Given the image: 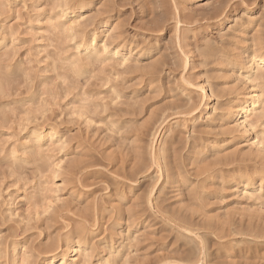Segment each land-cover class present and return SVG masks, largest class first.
<instances>
[{
	"label": "rangeland",
	"instance_id": "obj_1",
	"mask_svg": "<svg viewBox=\"0 0 264 264\" xmlns=\"http://www.w3.org/2000/svg\"><path fill=\"white\" fill-rule=\"evenodd\" d=\"M61 1L0 0V264H264V0Z\"/></svg>",
	"mask_w": 264,
	"mask_h": 264
},
{
	"label": "bare ground",
	"instance_id": "obj_2",
	"mask_svg": "<svg viewBox=\"0 0 264 264\" xmlns=\"http://www.w3.org/2000/svg\"><path fill=\"white\" fill-rule=\"evenodd\" d=\"M65 2H66V5L65 6H67V1L66 0H64ZM69 1H73V0H68V2ZM184 1V0H183ZM199 2H210V1H217V0H198ZM234 1V0H233ZM255 1H257V0H255ZM60 2H61V4H62V1L60 0ZM70 2V3H71ZM250 2V1H249ZM57 3V2H56ZM59 3V2H58ZM70 3H69V5H70ZM214 3V2H213ZM216 3V2H215ZM214 3V4H215ZM230 3V2H229ZM65 4V3H64ZM248 4V3H247ZM58 5V4H57ZM183 5V4H182ZM206 5V4H205ZM245 5V4H244ZM71 6V5H70ZM218 6V5H217ZM5 7V6H4ZM49 7V6H48ZM54 7V6H53ZM203 7V6H202ZM208 7V6H207ZM3 8V7H2ZM47 8V7H46ZM58 8V7H57ZM62 8V7H61ZM60 8V9H61ZM76 8V7H75ZM5 10V9H4ZM42 10H44V9H42ZM46 10V9H45ZM53 10H54V8H53ZM56 11V10H55ZM67 11H69V9H68V7H67V9H66V7H65V9L64 10H62V14H64L65 13V15H66V12ZM71 11V10H70ZM69 11V12H70ZM250 11H254V10H251V8L250 7H248L247 8V13L248 14H250V13H253V12H250ZM60 12V11H59ZM222 13V12H221ZM243 14V13H242ZM245 14V13H244ZM254 14V13H253ZM2 15V14H1ZM221 15V14H220ZM46 16V15H45ZM59 17V16H58ZM33 18V17H32ZM44 18V17H43ZM46 20H47V18H45ZM56 19H57V17H56ZM62 19V18H61ZM61 19H60V21H61ZM226 19V18H225ZM231 19V18H230ZM50 20V19H49ZM55 20V19H54ZM58 21H59V18L57 19ZM57 20H56V22H57ZM64 21V20H63ZM247 21V20H246ZM40 22V21H39ZM42 22V21H41ZM46 22V21H45ZM56 22H55V25H56ZM59 23H61V22H59ZM66 23V22H65ZM70 24V22H67L66 24ZM178 23V22H177ZM242 23V22H241ZM2 24V23H1ZM57 24H58V22H57ZM66 24L64 25V24H62L61 26L63 27V25H64V27L66 26ZM48 25V24H47ZM240 25V24H239ZM39 26V25H38ZM58 26H60V24L59 25H57V27ZM47 27V26H46ZM45 27V28H46ZM63 27V28H64ZM66 27H68L67 29H65V30H67V31H69L70 33H71V35H74L75 36V34H76V32H75V29H76V26H74V25H67ZM56 28V27H55ZM54 28V29H55ZM114 28H115V26H114ZM6 29H8V28H6ZM121 29H123V28H121ZM56 30H58V29H56ZM62 30V29H61ZM61 30H59V32L61 31ZM82 30V29H81ZM81 30H79L78 29V33H80V31ZM84 30H85V28H84ZM113 30H115V29H113ZM38 31V30H37ZM67 31H66V35H67ZM113 32V31H112ZM62 33H64L65 34V31L64 32H62ZM116 33V32H115ZM84 34V33H83ZM120 34H122V33H120ZM52 35V34H51ZM80 36H78V37H81V35H82V33L81 34H79ZM118 35V34H117ZM124 35H125V33H124ZM15 36V35H14ZM56 36V35H55ZM70 36V35H69ZM97 36V35H96ZM51 37V36H50ZM72 37V36H71ZM83 37V36H82ZM85 37V36H84ZM83 37V38H84ZM92 37H94L92 40H90L88 43H84V42H82V41H80L81 43H83V44H80V46L78 47V50L77 51H79V50H81V48H82V51H84L85 53H87V54H90V57L92 56V55H95V57H96V59H98L97 57V55H100V54H102L101 56H105V55H107L108 56V54L110 53L109 51H108V45L110 44V40H109V44L108 45H103V48H102V50L101 51H99L98 49H100V48H98L97 49V40H96V38H95V36H92ZM70 38V37H69ZM86 38V37H85ZM3 39V38H2ZM74 39V38H73ZM123 39V38H122ZM4 40V39H3ZM53 40V39H52ZM84 40V39H83ZM88 40V39H87ZM108 40V39H107ZM112 40V39H111ZM116 40V39H115ZM115 40H113V41H115ZM120 39L118 38V41H119ZM148 40V39H147ZM55 41V40H54ZM117 41V42H118ZM121 41V40H120ZM262 41V40H261ZM2 42V41H1ZM80 42H78V43H80ZM105 42H106V40H105ZM148 42V41H147ZM67 43H69V42H67ZM122 43V42H121ZM62 44V43H61ZM58 45H59V43H58ZM79 45V44H78ZM77 45V46H78ZM209 45V44H208ZM64 46V45H63ZM76 46V47H77ZM116 46V45H115ZM123 46V45H122ZM150 46V45H149ZM212 46V45H211ZM67 47V46H66ZM148 47V46H147ZM2 48V47H1ZM63 48V47H62ZM61 48V49H62ZM70 48V47H69ZM110 48H111V46H110ZM124 48V47H123ZM213 48V47H212ZM217 48V47H216ZM257 48V47H256ZM262 48V47H261ZM131 49V48H130ZM6 50V49H5ZM59 50V49H58ZM120 50H121V46L120 47H118V48H116V51L114 52V51H112V52H114V53H112L113 54V57H111V58H115V57H117L119 54H120ZM216 50V49H215ZM56 51V50H55ZM62 51V50H61ZM64 51V50H63ZM76 51V52H77ZM122 51V50H121ZM144 51V50H143ZM203 51V50H202ZM205 51V50H204ZM4 52V51H3ZM60 52V51H59ZM101 52V53H100ZM212 52V51H211ZM258 52V51H257ZM58 53V52H57ZM65 53V52H64ZM82 53V52H81ZM100 53V54H99ZM214 53V52H213ZM217 53V52H216ZM59 54V53H58ZM63 54V53H62ZM257 54V53H256ZM80 55V54H79ZM83 55V54H82ZM61 56V55H60ZM76 56V55H75ZM81 56V55H80ZM101 56H100V58H101ZM255 56V55H254ZM92 57H94V56H92ZM94 57V58H95ZM106 57V56H105ZM215 57V56H214ZM251 57V56H250ZM110 58V59H111ZM118 58V57H117ZM120 58V57H119ZM123 58V57H122ZM61 59V58H60ZM88 59H90V58H88ZM92 59V58H91ZM106 59V58H105ZM109 59V58H108ZM126 59H128V58H126ZM75 60V59H74ZM116 60V59H115ZM119 60V59H118ZM55 61H56V59H55ZM62 61V60H61ZM77 61V60H76ZM85 61V60H84ZM90 61V60H89ZM102 61V60H101ZM112 61H113V59H112ZM120 61V60H119ZM128 61V60H127ZM210 61V60H209ZM52 62H54V61H52ZM57 62V61H56ZM72 62V61H71ZM75 62V61H74ZM73 62V63H74ZM78 62H79V60H78ZM94 62H96V61H94ZM110 62V61H109ZM114 62V61H113ZM123 62V61H122ZM121 62V63H122ZM64 63V62H63ZM103 63V62H102ZM107 63V62H106ZM111 63V62H110ZM110 63L109 64H107V66L108 65H110ZM120 63V64H121ZM128 63V62H127ZM250 64H253L254 65V67L252 66V65H249V66H252L253 68L251 69V72H249V76H248V78H247V81L248 82H252V83H256L257 82V84H256V86H254L253 88H252V90L247 94V95H243L244 96V100H242V102L239 104L238 103V106H237V115L239 116V126L244 130V131H248V129L249 128H254V126H255V123L256 122H258L260 119H259V116H260V114H259V116H258V109L261 107V105L262 104H264V97L262 96V94H263V89H261L260 88V84L262 83L261 82V80L262 79H264L263 78V76L262 77H260L262 74H263V72H264V55L263 56H261V57H259V55H258V57H253L252 58V60L249 62ZM55 64V63H54ZM54 64H53V67H54ZM72 64V63H71ZM95 64H97V62L95 63ZM112 64V63H111ZM114 64H116V63H114ZM113 64V65H114ZM60 65V64H59ZM69 65V64H68ZM79 65V64H78ZM77 65V66H78ZM90 65V64H89ZM93 65V64H92ZM208 65V64H207ZM58 66V65H57ZM56 66V67H57ZM61 66V65H60ZM94 66V65H93ZM106 66V67H107ZM111 66V65H110ZM186 66V65H185ZM63 67V66H62ZM71 67H72V65H71ZM75 67H76V64H75ZM79 67V66H78ZM105 67V68H106ZM109 67V66H108ZM107 67V68H108ZM114 67V66H113ZM116 67V66H115ZM114 67V68H115ZM119 67V66H118ZM67 69H68V66L66 67ZM55 69V67L53 68V70ZM76 69V68H75ZM93 69V68H92ZM111 69V68H110ZM61 71H63L62 69H60ZM59 70V71H60ZM106 70V69H105ZM59 71H57L58 72V74H60L61 73V71H60V73H59ZM109 71V70H108ZM111 71V70H110ZM260 71V72H259ZM10 72V71H9ZM27 72H28V70H27ZM64 72V71H63ZM69 72H70V69H69ZM68 72V74H70ZM71 72H72V70H71ZM77 72V71H76ZM112 72V71H111ZM115 72V71H114ZM262 72V74L261 75H259V73H261ZM66 73V72H65ZM93 73V72H92ZM119 73V72H118ZM127 73V72H126ZM63 74V73H62ZM67 74V73H66ZM11 75V74H10ZM29 75H30V73H29ZM108 75H109V73H108ZM113 75V74H112ZM259 75V76H258ZM59 76V75H58ZM70 76H72V75H70ZM160 76V75H159ZM60 77H62L61 75H60ZM64 77V76H63ZM90 77V76H89ZM112 77V76H111ZM119 77V76H118ZM31 78V77H30ZM57 78V77H56ZM69 78V77H68ZM72 78H74V77H72ZM76 79H77V77H75ZM74 78V79H75ZM79 78V77H78ZM59 79V78H58ZM61 79V78H60ZM59 79V80H60ZM63 79H66V78H63ZM73 79V80H74ZM3 80V79H2ZM72 80V79H71ZM78 80V79H77ZM61 81H63V80H61ZM67 80H64V83L66 82ZM79 81V80H78ZM209 81V80H208ZM70 82V81H69ZM75 82V81H74ZM77 82V81H76ZM108 82V81H107ZM264 82V81H263ZM24 83V82H23ZM160 83V82H159ZM184 83V82H183ZM73 84V83H72ZM75 84V83H74ZM110 84H112V83H110ZM187 84V83H186ZM185 84V85H186ZM209 84V83H208ZM212 85V84H211ZM254 85V84H253ZM72 86V85H71ZM75 87H76V85H74ZM118 86V85H117ZM215 86V85H214ZM59 87V86H58ZM261 87H262V85H261ZM61 88V87H60ZM63 88V87H62ZM65 88V87H64ZM67 89H69L68 87H66ZM72 88V87H71ZM78 88V87H77ZM163 88V87H162ZM30 89V88H29ZM110 89V88H109ZM177 89V88H176ZM212 89H214V88H212ZM72 90H74V89H72ZM71 90V91H72ZM116 90V89H115ZM62 91H63V89H62ZM66 91V90H65ZM64 91V92H65ZM69 91V90H68ZM205 90H203V93H207V91L206 92H204ZM220 91V90H219ZM63 92V93H64ZM85 92V91H84ZM214 92V91H213ZM218 92V91H217ZM36 93V92H35ZM62 93V92H61ZM66 93H68V92H66ZM69 93H70V91H69ZM68 93V95H70V94H73L74 93V91L72 92V93H70L69 94ZM76 93V92H75ZM113 93V92H112ZM38 94V93H37ZM43 94V93H42ZM41 94V95H42ZM55 94V93H54ZM81 94H83L82 92H81ZM117 94V93H116ZM53 95V94H52ZM59 95V94H58ZM205 95V94H204ZM67 96V95H66ZM84 96V95H83ZM83 96H82V98H83ZM85 96H86V94H85ZM207 95H205V97H206ZM209 96V95H208ZM207 96V98H209V97H211V96H209L208 97ZM39 97V96H38ZM43 97V96H42ZM76 97V96H75ZM117 97V96H116ZM215 97H216V95H215ZM36 98V97H35ZM54 98V97H53ZM85 98V97H84ZM86 99V98H85ZM42 100H44V98L42 99ZM211 98H209V102H211ZM240 100V99H239ZM36 101V100H35ZM236 101V100H235ZM24 103V102H23ZM72 103H74V102H72ZM87 103V102H86ZM85 103V104H86ZM83 105H84V103H82ZM92 104V103H91ZM32 105V104H31ZM41 106V105H40ZM96 106V105H95ZM200 108V107H199ZM218 108V107H217ZM216 108V106H212V103H210V105H208L207 106V109L209 110V111H216V110H218ZM75 110V109H74ZM219 110H220V108H219ZM226 110V109H225ZM76 111V110H75ZM262 111V110H261ZM204 112H205V110H204ZM217 112V111H216ZM219 113V112H218ZM75 114H77V113H75ZM251 116H254V119H251ZM215 117V116H214ZM264 117V116H263ZM202 118V117H201ZM262 118V117H261ZM258 120V121H257ZM210 121V120H209ZM260 123V122H259ZM114 127H116V126H114ZM120 128V127H119ZM234 128V127H233ZM257 129V128H256ZM36 131V130H35ZM203 131V130H202ZM217 131V130H216ZM258 134V133H257ZM45 135V134H44ZM49 135V134H48ZM264 135V134H263ZM35 137H36V139H37V141L38 142H40L41 141V135H35ZM261 137H263V136H261ZM202 138V137H201ZM258 138V137H257ZM194 139V138H193ZM51 140V139H50ZM256 140V139H255ZM196 142V141H195ZM264 145V140H262V139H258L257 141H255L254 142V146H256L257 148H261L262 146ZM218 147V146H217ZM40 150H42V148L40 149ZM38 152V151H37ZM36 152V153H37ZM192 153V152H191ZM16 157V156H15ZM24 160V159H23ZM258 165V164H257ZM244 170V169H243ZM165 171V170H164ZM45 172V171H44ZM238 175V174H237ZM241 175V174H240ZM35 177V176H34ZM255 179V178H254ZM169 182V181H168ZM240 183V182H239ZM264 183V182H263ZM262 182H261V184H263ZM251 185V184H250ZM260 186V185H259ZM247 189V188H246ZM260 191V190H259ZM263 192V191H262ZM249 193V192H248ZM246 194V193H245ZM260 194V193H259ZM263 195V194H262ZM257 196V195H256ZM149 198V197H148ZM252 198L254 199V197L252 196ZM262 200V199H261ZM260 200V201H261ZM47 201V200H46ZM48 201H49V199H48ZM52 204V203H51ZM263 205V204H262ZM48 208V207H47ZM80 230V229H79ZM82 230V229H81ZM80 234H79V237H81L80 235H81V232H79ZM85 235H86V232H85ZM70 239V238H69ZM84 240V239H83ZM68 241V240H67ZM73 244V243H72ZM67 246V245H66ZM60 248V247H59ZM66 249H67V247H65ZM66 249H64V250H66ZM63 250V251H64ZM52 251H54V250H52ZM56 251V250H55ZM58 251V250H57ZM76 253H78V252H81V251H83L82 250V247H81V244L79 243L78 244V246H77V249H75L74 250ZM93 251V250H92ZM107 252V251H106ZM48 253H51V252H48ZM93 253V252H92ZM80 254V253H79ZM52 255V254H51ZM54 255V254H53ZM80 256H82V255H80ZM115 257V256H114ZM68 257H67V254L66 253H64V252H61L59 255H56V256H51L50 258H49V263L50 264H76L75 262H73V263H69L68 262V259H67ZM47 260H48V258H47ZM92 261V260H91ZM116 262V261H115ZM81 264H82V262H81ZM84 264V263H83ZM108 264V263H107ZM119 264V263H118Z\"/></svg>",
	"mask_w": 264,
	"mask_h": 264
}]
</instances>
